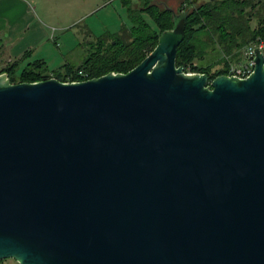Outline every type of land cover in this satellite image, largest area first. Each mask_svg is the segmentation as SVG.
Masks as SVG:
<instances>
[{
	"label": "water",
	"instance_id": "obj_1",
	"mask_svg": "<svg viewBox=\"0 0 264 264\" xmlns=\"http://www.w3.org/2000/svg\"><path fill=\"white\" fill-rule=\"evenodd\" d=\"M186 18L125 73H0V260L264 264V56L185 71Z\"/></svg>",
	"mask_w": 264,
	"mask_h": 264
},
{
	"label": "trees",
	"instance_id": "obj_2",
	"mask_svg": "<svg viewBox=\"0 0 264 264\" xmlns=\"http://www.w3.org/2000/svg\"><path fill=\"white\" fill-rule=\"evenodd\" d=\"M136 1L135 8L129 9L131 29L105 42L97 40L94 50L79 64L65 63L50 71L42 59L22 63L29 53L26 51L20 58L0 67V73L6 72L11 83H21L50 77L63 82L81 81L108 72L129 71L154 49L160 33L172 28L175 14L168 7L158 6L155 0ZM121 2L126 6L133 0ZM181 12H185L187 18L184 38L177 46L176 66L188 71L190 64L192 71L207 74L209 80L226 74L227 64L238 61L247 44L264 41V0H184L177 14ZM145 14L152 23L144 18ZM207 48L221 56L206 65H196L195 60L204 59ZM218 62L222 65L218 66Z\"/></svg>",
	"mask_w": 264,
	"mask_h": 264
},
{
	"label": "rangeland",
	"instance_id": "obj_3",
	"mask_svg": "<svg viewBox=\"0 0 264 264\" xmlns=\"http://www.w3.org/2000/svg\"><path fill=\"white\" fill-rule=\"evenodd\" d=\"M183 1L155 0L158 6L168 7L174 13L179 11ZM43 2L46 4L47 17L54 30H58L56 31L58 38L50 41L55 52L53 55H46L45 58L48 69L53 71L65 63L76 65L82 62L94 50L97 40L105 42L120 35L122 31L131 29L133 23L129 9L135 8L137 1L133 0V3L126 6L121 0H43ZM144 18L152 23L147 14ZM252 24L255 25V21H252ZM46 48L44 47V50ZM204 55V59L195 60L196 65H206L221 56L219 52L210 48L206 49ZM221 63L218 62V66H221ZM187 68L190 71V64ZM0 264L18 263L12 258H6L0 260Z\"/></svg>",
	"mask_w": 264,
	"mask_h": 264
},
{
	"label": "crops",
	"instance_id": "obj_4",
	"mask_svg": "<svg viewBox=\"0 0 264 264\" xmlns=\"http://www.w3.org/2000/svg\"><path fill=\"white\" fill-rule=\"evenodd\" d=\"M45 7L43 0H0V67L26 51L22 63L47 62L46 55L54 54L50 41L58 38V30H54Z\"/></svg>",
	"mask_w": 264,
	"mask_h": 264
},
{
	"label": "built area",
	"instance_id": "obj_5",
	"mask_svg": "<svg viewBox=\"0 0 264 264\" xmlns=\"http://www.w3.org/2000/svg\"><path fill=\"white\" fill-rule=\"evenodd\" d=\"M255 49H258L264 56V41L263 40H255L249 44H247L243 48L242 59L240 58L236 62H229L227 64V73L226 75L236 76L240 78H244L250 74V72L254 68V55ZM189 72H195L190 69ZM80 75L83 73L79 72Z\"/></svg>",
	"mask_w": 264,
	"mask_h": 264
},
{
	"label": "flooded vegetation",
	"instance_id": "obj_6",
	"mask_svg": "<svg viewBox=\"0 0 264 264\" xmlns=\"http://www.w3.org/2000/svg\"><path fill=\"white\" fill-rule=\"evenodd\" d=\"M170 9V8H169Z\"/></svg>",
	"mask_w": 264,
	"mask_h": 264
}]
</instances>
